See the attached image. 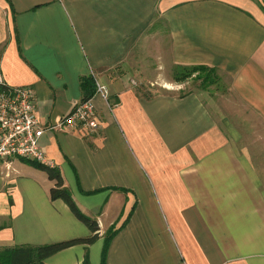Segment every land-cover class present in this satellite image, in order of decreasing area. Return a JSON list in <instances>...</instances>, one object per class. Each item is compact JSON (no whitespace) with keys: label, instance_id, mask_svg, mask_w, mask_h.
<instances>
[{"label":"crops","instance_id":"1","mask_svg":"<svg viewBox=\"0 0 264 264\" xmlns=\"http://www.w3.org/2000/svg\"><path fill=\"white\" fill-rule=\"evenodd\" d=\"M263 8L259 0H0V75L8 87L32 88L44 128L80 102L82 78L106 88V100L92 98L97 130H46L40 141L100 237L134 207L106 264H264ZM148 54L159 66L151 77ZM189 66L216 70L217 92L204 94L234 96L252 111V151L202 92L137 84L168 82ZM8 163L0 248L90 236L64 202L50 200L45 172ZM97 244L46 264H83L86 255L100 264Z\"/></svg>","mask_w":264,"mask_h":264},{"label":"built area","instance_id":"2","mask_svg":"<svg viewBox=\"0 0 264 264\" xmlns=\"http://www.w3.org/2000/svg\"><path fill=\"white\" fill-rule=\"evenodd\" d=\"M107 99L106 88L96 83L94 95ZM93 98V97H92ZM92 98L76 103L56 126L44 128L36 112V96L28 86L8 87L0 75V166L12 159L47 165L41 147L46 130L80 128L85 132L98 129Z\"/></svg>","mask_w":264,"mask_h":264},{"label":"trees","instance_id":"3","mask_svg":"<svg viewBox=\"0 0 264 264\" xmlns=\"http://www.w3.org/2000/svg\"><path fill=\"white\" fill-rule=\"evenodd\" d=\"M184 71L176 73L177 80H184L188 78L193 72L197 73V78L200 82V89L208 90L211 86H217L220 78L214 68H208L206 66H189L182 68ZM81 100L85 101L92 98L96 91V83L93 77L87 76L80 80ZM31 166L35 167L46 173L48 180L53 183V186L49 190V198L51 201L60 200L65 203L74 217L83 223L89 230L90 236L87 238H77L67 241L45 244L40 246L32 245H15L11 247L0 248V264H46V260L66 249L77 245H92L100 237V228L96 219H93L83 214L74 202L71 194L67 190L64 184V179L56 167H50L36 162L26 161L20 159ZM132 210L127 217L120 223L121 217L118 221L113 223L104 234V243L100 254V264H106V256L109 245L113 237L118 233L120 229L125 227L128 223ZM83 264L88 263V257L85 256Z\"/></svg>","mask_w":264,"mask_h":264},{"label":"rangeland","instance_id":"4","mask_svg":"<svg viewBox=\"0 0 264 264\" xmlns=\"http://www.w3.org/2000/svg\"><path fill=\"white\" fill-rule=\"evenodd\" d=\"M259 2L262 4V7H264V0H259ZM145 59L147 65L153 66L155 68L152 73H149L148 77H151L156 74L158 70V62L156 58H154L150 54H148ZM180 71H184V69H181ZM180 71L178 69V71L176 72L180 73ZM169 77H167L166 80L168 82H163V80H155L151 78L148 80L145 79L143 80V82L141 81V83L137 84L141 85L144 92L146 89H148V87L152 88L153 90H156L157 93L179 94V92L185 93L187 91H194L197 93L202 92L200 89V82L197 78L196 72H193L188 78L184 80L180 79V81H178V78L175 76L172 78V74ZM132 81L136 80H130L129 84L131 86L136 85ZM212 92H217L215 91L214 86L212 88ZM204 93L205 92H202V96L208 101V105L211 108L210 110L212 114L218 119L224 117L225 123L231 122L234 125L229 126V130L237 138V141L239 142V147L244 150L252 151V111H249L248 108L241 104L234 96H223V98L220 96V94L206 95L207 93ZM95 242H98L97 246H99L102 250L104 236L99 237Z\"/></svg>","mask_w":264,"mask_h":264}]
</instances>
